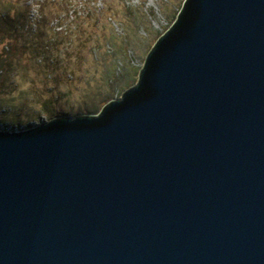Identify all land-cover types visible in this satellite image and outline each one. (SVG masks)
<instances>
[{
	"label": "water",
	"instance_id": "water-1",
	"mask_svg": "<svg viewBox=\"0 0 264 264\" xmlns=\"http://www.w3.org/2000/svg\"><path fill=\"white\" fill-rule=\"evenodd\" d=\"M0 264H264V0H185L101 112L0 129Z\"/></svg>",
	"mask_w": 264,
	"mask_h": 264
},
{
	"label": "rangeland",
	"instance_id": "rangeland-1",
	"mask_svg": "<svg viewBox=\"0 0 264 264\" xmlns=\"http://www.w3.org/2000/svg\"><path fill=\"white\" fill-rule=\"evenodd\" d=\"M41 1L0 0V14L16 17L17 26L0 43L6 60L0 70V129L101 112L137 83L148 54L185 2L72 0L62 5L59 0L54 5L50 0L40 12ZM6 28L0 24V32Z\"/></svg>",
	"mask_w": 264,
	"mask_h": 264
},
{
	"label": "trees",
	"instance_id": "trees-1",
	"mask_svg": "<svg viewBox=\"0 0 264 264\" xmlns=\"http://www.w3.org/2000/svg\"><path fill=\"white\" fill-rule=\"evenodd\" d=\"M47 2V4L51 3L50 0H44V1H41V2H38L37 4L40 5V12H42V8L44 7L45 3ZM59 0H53V4L54 5H59L58 4ZM62 5H69L71 4L70 2H72V0H63L62 1ZM61 4V3H60ZM23 17L22 20H24L23 22L25 23H29L31 24V21L29 20L28 21V18L26 17V14L25 15H21ZM16 18V17H15ZM15 18H13L11 15H9V13L7 15L5 14H0V24H3L5 26H7L6 30H4V32H0L2 33V35L0 34L1 36V40H0V43H3L7 37H12L15 33V31L17 30V26H15L12 22V20H14ZM28 30H33V29H28ZM11 47H12V44L10 43L8 47H6V52L7 54L9 53V50H11ZM3 66H6V60L0 56V70L2 71V67Z\"/></svg>",
	"mask_w": 264,
	"mask_h": 264
}]
</instances>
